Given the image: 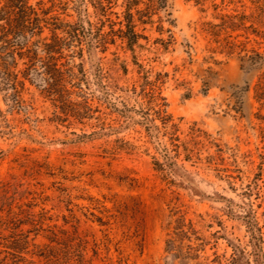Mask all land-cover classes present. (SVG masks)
I'll return each instance as SVG.
<instances>
[{
  "label": "rangeland",
  "instance_id": "rangeland-1",
  "mask_svg": "<svg viewBox=\"0 0 264 264\" xmlns=\"http://www.w3.org/2000/svg\"><path fill=\"white\" fill-rule=\"evenodd\" d=\"M101 1L104 12L95 8L98 0H29L68 22L86 10L100 34L115 32L106 50L95 43L91 61L86 47L83 58L76 44L64 50L62 63L77 77L71 83L78 88L68 86L71 100L97 96L100 71L111 92L131 104L133 85L139 92L152 82L192 158L185 160L181 148L171 160L176 165L159 172L158 145L148 143L142 127L120 128L118 115L93 99L101 113L65 118L42 94L39 63L17 105L0 71V264H264L248 231L254 223L264 238V120L258 117L264 108L253 90L264 73V39L229 31L239 47L227 55L203 26L251 14L254 0H156L148 10L142 0L131 10L139 35L132 47L118 32L126 31L120 24L126 0ZM49 34L46 29L43 37ZM251 50L263 60L245 70ZM193 127L199 131L191 141ZM118 139L135 148L115 149ZM159 142L172 150L169 137L160 135Z\"/></svg>",
  "mask_w": 264,
  "mask_h": 264
},
{
  "label": "trees",
  "instance_id": "trees-1",
  "mask_svg": "<svg viewBox=\"0 0 264 264\" xmlns=\"http://www.w3.org/2000/svg\"><path fill=\"white\" fill-rule=\"evenodd\" d=\"M2 1L3 6L0 9V42L2 46L0 47V53L11 57L12 61L9 63L0 55V71L9 80V85L13 90V98L17 105L24 102L21 97V92L25 88V81L39 63L43 69L41 72L44 81L42 94L53 101L54 106L59 108L62 116L65 118L73 117L79 121L92 119L95 112L101 113V111L99 107L93 110L90 101L98 100L100 106H105L107 109H110L111 113L118 115L119 119L115 121L118 124L122 122L120 128L123 126H140L144 129L148 143H157V151H159L162 158V162L155 157L153 158V165L157 171L165 172L167 166L176 165L175 162L171 163V160L179 159L183 152L185 153V160H191L193 151L186 144H180V136L178 135L179 128L173 123L172 116L166 110L165 99L158 92L154 83L145 81L140 86L141 89L139 92L137 86L133 85L130 100L132 99L134 104H131L128 100L116 96V92H111V88L106 84L105 77L102 71H100L98 74H94V85L96 86L98 95L92 94L90 97L82 96L83 101L80 102L71 100L74 92L68 86L77 77L73 69L65 68V64L62 63V60L66 58L64 56V50L76 44L79 48L77 54L80 58H83V47H86L91 61L95 43L101 45L106 50V46L109 44L108 37L111 36L110 33H115L113 30L107 35L100 34V30L91 22L86 10H77L76 21L68 22L60 20L56 15L50 16L52 11L46 9L42 4L34 7L30 5L29 0ZM98 1V7L95 6V8L98 12H104L102 1ZM141 1L126 0L127 10L124 15V20L120 22L122 26L125 23L126 31L119 30L118 32L123 34V38L127 39L130 47H132L133 43L139 37L134 30V17L131 10L132 7L139 5ZM253 2L255 8L251 14L244 13L241 16H224L222 23L219 25H213L211 23H205L203 25L204 32L211 37L210 41L217 44L218 49L222 53L231 55L239 47L236 42L230 40L232 36L228 35L229 31L233 33L243 30L264 39V30H258L257 28L264 29V0H254ZM155 4L156 0H148V3L145 4L147 6L146 10L153 8ZM248 22H250L249 26H247ZM46 29L49 30L50 34L49 36L43 37ZM223 33L228 36L220 39ZM14 39L21 40V44H14ZM40 49L43 53L42 56L39 55ZM244 51L247 52L245 49ZM262 60L263 55L260 52L251 50L244 56V69L252 70ZM20 61L22 62L23 68L17 70ZM77 67L78 74L85 75L84 64L80 63ZM20 75L23 80H20ZM72 87H76V85L72 84ZM115 89L123 91L118 87ZM249 90L250 86L248 85L245 87V91ZM253 90L255 100L264 108V73L258 77ZM62 116L56 115L55 118L62 122ZM258 117L264 120L261 115H258ZM101 124L104 126V123ZM111 128L113 129L114 127L111 126ZM198 131L194 127L191 128L189 134L191 141H194L196 132ZM160 135L169 137L172 150L166 146L161 148V143L159 142ZM94 136H97V133L91 135L84 134L79 139H89ZM116 142L118 145L115 149L133 150L135 148L132 144L124 140L118 139ZM181 148H183L182 153L180 151ZM262 157L264 159V155ZM248 225L250 245L256 253H260L258 254L260 258L264 259V238L261 229L254 223ZM258 255L257 258L259 257ZM245 264L251 263L247 260Z\"/></svg>",
  "mask_w": 264,
  "mask_h": 264
}]
</instances>
